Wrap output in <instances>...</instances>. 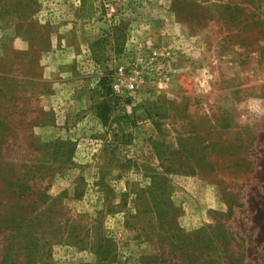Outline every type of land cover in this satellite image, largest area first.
I'll use <instances>...</instances> for the list:
<instances>
[{
	"label": "rangeland",
	"instance_id": "1",
	"mask_svg": "<svg viewBox=\"0 0 264 264\" xmlns=\"http://www.w3.org/2000/svg\"><path fill=\"white\" fill-rule=\"evenodd\" d=\"M124 61L146 87L105 125ZM50 78L95 103L60 131ZM174 260L264 264V0H0V264Z\"/></svg>",
	"mask_w": 264,
	"mask_h": 264
},
{
	"label": "trees",
	"instance_id": "2",
	"mask_svg": "<svg viewBox=\"0 0 264 264\" xmlns=\"http://www.w3.org/2000/svg\"><path fill=\"white\" fill-rule=\"evenodd\" d=\"M123 24L120 23V26L119 28L116 27V28H113L111 30L112 32V38H113V47H112V52L117 54V55H121L124 50H125V43H126V37H127V34L125 32V29H120V27L122 26ZM97 45H99V41L97 42ZM93 46V50H94V45ZM96 46V45H95ZM111 89H110V83L108 84V90H107V93L105 94V96L102 98L101 100V103H99V105L94 109H96V113H97V116L104 122V124H108V116L110 115L112 117L113 113H114V110L118 108V106L121 104V100L120 99H112L111 97ZM126 102H129V99L126 100ZM113 119L115 120V123L117 125H119L121 127L122 130H125V129H128L129 128V122L131 120V117L130 115L126 114V113H123L121 116H119L118 118H114ZM9 188V187H8ZM147 194H150V190H149V186H145L144 189H140L139 192L136 194V205H144L146 202H148L145 199H143V196H145ZM152 213V211H151ZM154 216L155 218L158 217V221H163V218L165 217V214H162L160 215L157 211L154 213ZM101 221V220H100ZM164 222V221H163ZM159 226H162V224H158ZM156 228H158L157 225H155ZM223 230V236L226 237L227 233L225 232V228L222 229ZM226 234V235H225ZM161 243H163L166 239H168V237L166 236V234H161ZM104 241V240H103ZM222 241V246L224 247L225 250H227V243L225 241V238ZM106 242V240H105ZM219 240L216 241V239H212V240H204L203 242L202 241H199L198 239V242L194 243V245L197 247V249L201 250V251H204V249H207V248H211L212 251L215 250L214 247H216L218 244H219ZM171 243V242H170ZM202 244H207L208 247L205 248L203 247ZM216 244V245H215ZM227 246V247H226ZM168 248L170 249V251L168 252H165V257H164V261L165 263H171L172 260L170 259H174V258H179L181 257L182 255H184L185 251H184V246H179V245H173V244H170V246H168ZM204 248V249H203ZM164 249V248H163ZM178 254V255H176ZM173 256V258H169ZM173 264H178L176 260L173 261ZM208 264H213L212 262H209Z\"/></svg>",
	"mask_w": 264,
	"mask_h": 264
},
{
	"label": "crops",
	"instance_id": "3",
	"mask_svg": "<svg viewBox=\"0 0 264 264\" xmlns=\"http://www.w3.org/2000/svg\"><path fill=\"white\" fill-rule=\"evenodd\" d=\"M45 82L49 83L50 86L48 85V87L53 90L51 93H47V95L43 97L42 102L44 106H48L51 111H54L55 120L51 129L60 131L61 128H58L57 126H60V122L61 124H64L63 119L65 118L68 110L71 112H78L82 109H91V106L95 104L92 100V96L78 91L80 87L76 84L67 85L63 81L51 78ZM61 88H64V90L61 91ZM62 109H65L66 112L64 110V112H61Z\"/></svg>",
	"mask_w": 264,
	"mask_h": 264
},
{
	"label": "built area",
	"instance_id": "4",
	"mask_svg": "<svg viewBox=\"0 0 264 264\" xmlns=\"http://www.w3.org/2000/svg\"><path fill=\"white\" fill-rule=\"evenodd\" d=\"M130 53H125L123 59L128 60ZM135 67L131 62H121L116 65L115 75L111 78L110 89L111 98L120 99L122 102L118 106L126 109L128 114L133 109L135 103L133 97L138 92L139 88H145L146 82L140 81L134 71ZM129 99V102L124 103L125 100Z\"/></svg>",
	"mask_w": 264,
	"mask_h": 264
}]
</instances>
